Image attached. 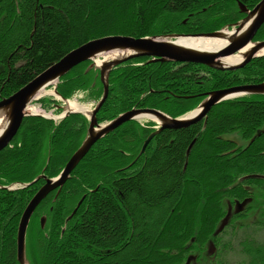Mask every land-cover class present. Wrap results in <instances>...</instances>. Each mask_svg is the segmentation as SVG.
<instances>
[{"label": "trees", "instance_id": "16d2710c", "mask_svg": "<svg viewBox=\"0 0 264 264\" xmlns=\"http://www.w3.org/2000/svg\"><path fill=\"white\" fill-rule=\"evenodd\" d=\"M258 1L0 0V99L89 40L212 32L244 16L238 2L251 8ZM254 40H264V23ZM90 63L58 80L62 97L82 92V101L99 100L103 85ZM108 81L98 122L132 108L177 117L208 91L263 82L264 56L234 70L138 57L115 66ZM38 102L46 109L58 103L52 97ZM87 124L79 113L58 122L24 117L0 151V186L30 182L41 173L56 176L80 146ZM152 125L127 121L97 140L58 195L54 190L38 204L26 231L30 264H184L188 256L201 262L207 255L206 264H226L218 257L219 236L250 207L230 214L217 231L228 203L249 197L255 208H264V96L224 100L195 123L161 130L140 153ZM41 184L0 188V264H19L18 221ZM240 246L241 264H264V239H244Z\"/></svg>", "mask_w": 264, "mask_h": 264}, {"label": "water", "instance_id": "95a60500", "mask_svg": "<svg viewBox=\"0 0 264 264\" xmlns=\"http://www.w3.org/2000/svg\"><path fill=\"white\" fill-rule=\"evenodd\" d=\"M240 12L245 16L231 25L219 30L196 33H170L165 35L133 37L127 35H108L89 40L84 44L72 49L61 57L58 61L49 65L45 70L36 75L30 82L13 92L7 97L0 99V151L9 145L16 135L21 122L25 116H40L50 119H62L71 113H80L89 120L86 135L80 146L71 155L62 170L55 177H46L43 173L37 175L32 181L19 184L20 187H28L40 179L44 183L33 194L26 204L18 221L16 233V260L19 264H30L26 257V230L30 217L37 205L53 190L56 191L55 197L69 178L71 171L77 166L93 144L103 138L106 134L113 131L123 123L138 118H149L156 122L155 129L144 140L140 153H142L148 142L165 128L178 129L186 127L198 120L206 117L209 110L218 103L245 95H263L264 81L259 83L241 84L222 89L208 91L199 102L197 107L190 113L179 117H170L162 111L154 108H132L122 112L105 123H98L96 113L104 103L108 95V79L110 71L118 64L132 58L149 57V61L160 62H183L199 63L217 70H234L243 67L251 59L264 56V40H253L258 29L264 23V0H259L252 8H248L238 2ZM224 37L226 42L216 50L199 49L186 46L180 43L179 38L187 37ZM248 46V47H247ZM120 51L122 54L113 59L103 61L100 65L91 63L99 69V78L103 85L102 96L91 110L81 111L69 109L68 100L62 98L56 90L59 78L65 75L77 64L94 60L96 56L110 52ZM239 54L240 60L234 63H224L222 58L230 55ZM52 85L53 94L66 103L60 106L63 112L58 116H50L45 113L26 112L27 104L46 87ZM18 184L0 186L7 190H14ZM82 200V199H81ZM81 200L66 220L72 217ZM249 199L235 203V212L243 209ZM44 217H41V227L44 226ZM222 224L220 225V227ZM219 227V228H220ZM187 259L185 264H188Z\"/></svg>", "mask_w": 264, "mask_h": 264}, {"label": "rangeland", "instance_id": "374dc122", "mask_svg": "<svg viewBox=\"0 0 264 264\" xmlns=\"http://www.w3.org/2000/svg\"><path fill=\"white\" fill-rule=\"evenodd\" d=\"M3 68V65L0 64V70ZM52 89V85L46 88L47 91ZM45 97H53L52 95L47 94ZM84 94L79 92L75 94L70 100L80 103L85 106L87 109H92L94 102L93 101H82ZM64 107V103L61 99H57ZM30 107H35L37 111H45L53 114V109H46L41 106V104L32 99L29 104ZM194 110V109H192ZM191 110V111H192ZM189 111L188 113H190ZM58 112L54 111V115ZM95 144V143H94ZM93 144V145H94ZM258 204V203H257ZM245 218L244 216L240 220L233 221L232 226H228L220 234L218 244L220 243V249L218 250V257L226 264H241L245 261V256L242 254L240 241L244 239L260 242L264 239V208L254 207V202L249 204ZM214 249V248H213ZM210 255H207L205 259L201 262L197 261L195 258L189 261V264H206L207 260L210 258Z\"/></svg>", "mask_w": 264, "mask_h": 264}, {"label": "bare ground", "instance_id": "6f19581e", "mask_svg": "<svg viewBox=\"0 0 264 264\" xmlns=\"http://www.w3.org/2000/svg\"><path fill=\"white\" fill-rule=\"evenodd\" d=\"M180 43L186 46H191L199 49H211L216 50L221 45H223L226 42V39L224 37H187V38H179L178 40ZM248 47V46H247ZM122 53L120 51H110L101 55H98L95 57V63L97 65H100L103 61H107L110 59H113L116 56L121 55ZM241 56L239 54L230 55L228 57L222 58V61L224 63H234L240 60ZM50 91L42 90L40 93H51ZM67 107L69 109L74 110H81V111H87L88 109L81 105L80 103L68 100Z\"/></svg>", "mask_w": 264, "mask_h": 264}]
</instances>
